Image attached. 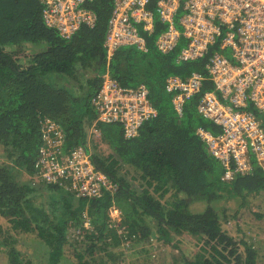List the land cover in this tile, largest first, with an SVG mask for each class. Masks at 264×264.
I'll return each instance as SVG.
<instances>
[{"label":"trees","instance_id":"trees-1","mask_svg":"<svg viewBox=\"0 0 264 264\" xmlns=\"http://www.w3.org/2000/svg\"><path fill=\"white\" fill-rule=\"evenodd\" d=\"M89 7L97 15L96 25L65 39L46 25L42 0H0V146L5 156L0 163V214L13 224L6 233L0 227V253L8 264H92L84 255L74 261L66 253L72 232H84L88 221L86 237L103 241L106 248L120 241L109 243V236L136 244L151 243L153 237L170 243L173 234L186 233L203 243V251L183 264H259L260 248L237 240L225 226L238 214H230L231 202L241 208L264 193V167L253 162L249 173L224 181L222 165L197 134L199 127L220 130L197 109L212 83L207 81L203 93L186 103L182 115L166 91L172 75L206 74V62L219 47L198 60L178 62L180 47L159 53L155 42L164 27L158 24L146 35L147 51L121 47L108 59L104 41L113 0H94ZM21 49L29 53L19 56ZM106 73L123 86L145 84L150 90L157 115L143 123L136 137L126 138L119 124L97 121L93 99ZM47 117L62 125L65 152L84 146L115 190L84 198L63 185L34 180ZM92 129L111 152L90 139ZM193 202L205 207L190 208ZM112 207L119 209L125 226L111 233ZM13 230L35 233L39 251L17 249ZM91 246L90 253L101 249Z\"/></svg>","mask_w":264,"mask_h":264},{"label":"built area","instance_id":"built-area-1","mask_svg":"<svg viewBox=\"0 0 264 264\" xmlns=\"http://www.w3.org/2000/svg\"><path fill=\"white\" fill-rule=\"evenodd\" d=\"M93 1L42 0L45 23L70 39L81 28L96 25L97 15L89 7ZM152 2L113 0L104 41L108 59L121 47L147 51L146 35L158 24L164 27L155 42L159 53L180 47L178 62L198 60L218 46L206 62V74L172 75L166 91L182 115L186 103L203 93L207 81L212 83L197 109L220 130L199 127L197 134L222 165L224 181L249 173L253 162L264 167V0H156L154 7ZM93 106L98 122L121 125L126 138L136 137L143 123L157 115L147 85L123 86L109 73L102 78ZM41 132L35 181L63 185L84 198L115 190L84 146L65 152L60 123L44 118ZM113 213L121 212L112 207Z\"/></svg>","mask_w":264,"mask_h":264},{"label":"rangeland","instance_id":"rangeland-1","mask_svg":"<svg viewBox=\"0 0 264 264\" xmlns=\"http://www.w3.org/2000/svg\"><path fill=\"white\" fill-rule=\"evenodd\" d=\"M28 53L27 50L21 49L19 56H24ZM99 134V132L92 129L90 139H93L102 151L111 152L109 145L105 143ZM4 157L3 148L0 146V163L4 161ZM230 205L232 207L229 209L230 214H238L236 219L230 220V226H225V228L237 240L244 239L259 247V264H264V193L262 192L261 196L251 198L249 205L241 208L237 202H231ZM191 207L199 211L205 206L201 202H193L190 205ZM84 214L87 218V212ZM110 216L114 221L111 233L116 231L119 224L125 226L122 224L121 213H113ZM11 222L10 217L0 214V227L4 233L13 227ZM86 228L90 229L88 221ZM87 229L81 233L80 228H77L70 235V239L73 242L67 245L66 253L74 261L77 257L84 255V259L91 261L92 264H183L185 259H192L197 253L203 251V243L193 236L188 238L186 233L173 234V239L170 243L164 240L157 241L156 237H153L154 239H152L151 243L145 240L136 244L130 238L125 239L121 236L120 239L115 240L113 236H109L106 239L109 243L116 245L120 241L113 248H106L108 245L103 244V241L97 242V238L94 239L93 236L86 237ZM12 233L17 241L15 244L17 249L28 250L29 253H34L35 250L39 251V248L34 245L36 237L33 234L35 233L23 231L19 234L15 230ZM118 234L121 235L120 232ZM259 239H261V242L259 243L260 245H257L256 240ZM154 240L156 244L153 242ZM91 245H98L101 249L96 248L90 253L89 248L92 247ZM33 260L36 261L37 258L34 257ZM0 264H8V259L3 253H0Z\"/></svg>","mask_w":264,"mask_h":264}]
</instances>
